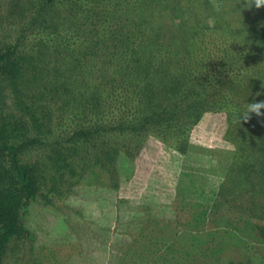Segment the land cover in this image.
<instances>
[{
    "label": "rangeland",
    "instance_id": "1",
    "mask_svg": "<svg viewBox=\"0 0 264 264\" xmlns=\"http://www.w3.org/2000/svg\"><path fill=\"white\" fill-rule=\"evenodd\" d=\"M104 2L100 0L96 3L104 4ZM6 6L7 0H0V13L4 14ZM100 11L98 16L100 20L107 12H109L107 15L114 14L106 8ZM125 14L130 15L127 12ZM116 18L108 20V35L104 42L128 34L129 39L126 41L127 44L123 42V48L127 52L133 50V54L129 56L123 53L119 74L131 79L134 74L142 73L152 75L151 77H155L158 81L167 75L164 78L166 83L175 81V84L154 89V91L161 89L168 95V98L165 95L164 101L159 106L166 110V117L172 116L173 113L177 114L178 107L187 106L192 101L202 104L199 116L192 124L182 121L180 124L169 120L162 121L170 128L178 126V133L187 138L188 149L186 152L182 151L174 144L177 141L176 134L165 138L164 134L150 130L149 124L141 123L140 117L133 120L127 118L123 122L116 123L114 118L116 114L110 111V106L106 107L108 104L106 98L101 99L100 96L98 100L105 103L106 121L109 123L103 125V130L92 132L100 124L99 119H96L97 116L90 113L89 105L77 102L76 106L80 107L79 103L84 105L88 114L82 117L79 108L73 116L71 108L68 107L73 103L61 106L64 97H60L59 106L62 112H58L62 113V118L59 122H56L58 118L55 119V128L51 131L54 136L51 135L47 141L43 136L40 139L49 144L47 148L52 144L50 142H62L68 152L73 147L82 148L80 144L82 138H90L92 133L98 142L106 138L109 140L108 148L119 153L116 161L114 160L117 173L113 176L112 172L99 169V165L92 168L87 159L82 162V167H76L77 174L73 178H70L68 173L55 172L56 177L53 181H48L35 198L30 199L22 209L19 223L23 228L20 234L10 241L1 264H148L149 257H154L155 248L156 253L163 251V243L160 239L155 245L156 237H164L166 244L173 243L174 247L181 249L184 241H191L192 235L201 236L205 231L208 235V231L217 228L221 230L224 228L227 237L233 239L224 254L225 262L222 264H231L230 259L235 261V264L239 263L237 261L246 263L244 255L258 251L260 247L257 245H261L260 242L256 243L253 237L255 231L252 225L256 222L264 223L263 220H259L260 217H264V206H262L264 195L263 198L253 197V200L262 204L249 206L248 198L257 192L250 195L246 189L243 190L244 200L239 208L241 215L232 209L233 204L235 207L239 204L238 199L230 204L232 212L230 210V214L225 215L226 210L218 204L217 198L219 184L223 180L235 148L234 142L227 137L233 138L237 135L236 126H245L250 119L256 118L255 113L248 112V106L257 103L252 100L254 98L258 102H264V87L246 96L247 99L244 100L238 97L227 99L223 92L216 94L212 91L220 84L214 81L213 73L208 76L210 79L206 82L202 79L205 71L200 69L188 78V71H183L174 65L175 57L164 62V57L154 56L149 51L137 53L135 48L141 47L136 43L142 44L144 40L149 43L154 38L150 25L160 29L161 33L155 38L163 41L165 45H171L183 44L184 38H187L185 29L192 27L195 22L201 23L196 26L215 25L216 27L225 20L231 23L230 37L233 33L240 35L249 27L245 35L248 41L245 40L241 45H250V31L264 37V6L257 8L254 0H159L155 11L146 18L148 21L145 25L146 29L126 22L121 16ZM243 20L247 21L248 26L247 23L242 22ZM94 22L91 27L95 36L93 35L90 40L93 43L91 46L99 45L95 41L99 33L96 26L100 22H97V18ZM19 24L14 23L7 31L0 28V42H17L20 37L18 50H23L25 46L28 50L30 44L27 39L32 33L31 29L21 35ZM206 41L207 43L202 45L199 58L209 59L213 54V57L219 61L218 66L228 65L230 60L228 61L225 54L214 50L215 47L222 46V40L206 38ZM132 55L134 59H131ZM195 62L192 61L190 64L194 65ZM133 64L142 66L143 70H138L136 65L137 70L131 69ZM226 69L221 77H225ZM256 74L257 80L264 81V68L261 73L257 71ZM195 77L201 80L200 84H193L194 89H197L201 95L183 100V97L190 92L187 84L190 80L194 82ZM131 83H136L135 78ZM141 83L139 80L138 90H141ZM76 84H73V87ZM139 95L137 93V96ZM139 100L140 103L145 104L149 99L146 95H141ZM232 100L234 103L236 101L240 103L241 107L236 108ZM228 101L233 105L230 110ZM175 102H178L177 106ZM170 109L174 110L170 113L168 111ZM235 109L238 112L237 116L233 115ZM261 113L259 116L263 117L264 109ZM98 117H103L102 112ZM234 117H236L235 122ZM113 124L118 127L115 129ZM180 125L187 129H181ZM80 128H84L90 134L78 138L74 131ZM62 132L67 133L61 134ZM74 138L78 139V143H74ZM34 147L39 149L41 145ZM93 150L92 143L83 144V152L88 153ZM31 153L28 151L29 155H26V158L33 161L36 154ZM112 154L113 151H110L109 156ZM109 156L103 159L101 165L111 164ZM253 181L256 179H249L248 182ZM184 201L189 203L185 205ZM196 203L200 205L196 207ZM248 216H252L251 219ZM199 219L203 220L199 222L200 224L197 223ZM230 219L232 222H229ZM234 226L249 230L250 249L245 248L242 231ZM199 227L202 228L197 230ZM261 242L264 244V240ZM210 245H206L202 251L211 254L213 246L216 245L213 243L212 247H209ZM194 258L195 260L191 259L189 264H205L197 253ZM208 258H205L204 262H208Z\"/></svg>",
    "mask_w": 264,
    "mask_h": 264
},
{
    "label": "trees",
    "instance_id": "2",
    "mask_svg": "<svg viewBox=\"0 0 264 264\" xmlns=\"http://www.w3.org/2000/svg\"><path fill=\"white\" fill-rule=\"evenodd\" d=\"M99 1L7 0L4 14L0 13L1 29L7 31L9 27L18 22L21 35L30 29L32 32L27 39L30 44L28 50L26 46L23 50H18L21 43L20 37L17 42H0V264L6 255L10 241L14 236H18L23 228L19 223L22 209L26 207L30 199L35 198L48 181H53L56 177L55 172L68 173L70 178H73L77 174L76 167H82V162L87 159L92 168L99 165V169L108 170L113 176L117 173L114 160L116 161L119 155L118 151L108 148L109 140L106 138L100 139L99 142L96 141L93 133L90 138L83 139L81 136L90 134L84 128L74 131L76 136H79L78 138H82L80 143L82 148L73 147L67 152L62 142L50 141L52 144L49 148L46 147L49 144L45 141L50 139L51 135L54 136L51 131L54 130L56 122L62 118V108L59 106L60 97H64L61 106L73 103L72 106H68L73 116L79 108H81L82 117L88 114L84 105L79 103L80 107L76 106L77 102L89 105L90 113L97 116L96 119H99L101 125L92 132L103 130V125L109 123L106 121L105 103L98 100L100 96L101 99L106 98L108 101L106 107L110 106V111L116 114L114 117L116 123L123 122L127 118L133 120L140 117L141 123L149 124L150 130L164 134L165 138L176 134L177 141L174 144L178 145L182 151L186 152L188 149L187 138L178 133V126L170 128L162 121L169 120L178 124L182 121L192 124L198 118L202 104L192 101L187 106L178 107L177 114L173 113L172 116L166 117V110L159 106L164 101L165 95L167 98L168 95L161 89L156 91L154 89L167 84H175V81L166 83L164 78L167 75L158 81L155 77H151L152 75L142 73L134 74L131 79H127L119 74L118 70L122 64L123 53L126 56L133 54V50L127 52L123 48V42L126 43L129 39L128 34L104 42L108 35L107 23L110 18L121 16L126 22L146 29L145 25L148 24L146 18L155 11L159 0H103L104 4H97L96 2ZM105 8L107 11H113L114 14L107 15L109 13L107 12L100 20V17L98 18L101 13L100 9ZM125 12L130 15H126ZM96 18L100 23L96 26L99 33L95 43L99 45L91 46L93 43L90 40L95 36L91 25L95 24ZM116 20L120 23L117 18ZM245 20L242 21L244 24L247 23ZM199 24L201 23L195 22L192 27L185 29L187 38H184L183 44L172 43L171 45H165L163 41L155 38L161 33L160 29H157L155 25H150L154 38L149 43L147 40H144L142 44L136 43L141 47L135 49L137 53L149 51L154 56L164 57V62L175 57L174 65L183 71H188V78L200 69L205 71L202 79L206 82L210 79L208 76L213 73L214 81L220 84L212 91L216 94L223 92L227 99L238 97L244 100L247 99L246 96L261 90L264 87V81L257 80L256 72L261 73L264 68V37L250 31V45H241L246 40L245 35L249 27L240 35L233 33L230 37L231 23L228 20L216 27L215 25L213 27L196 26ZM243 27L246 26L243 25ZM206 38L222 40V46L215 47L214 50L225 54L228 61L230 60L228 65L218 66L219 61L213 57V54L209 59L208 57L203 60L199 58L202 45L207 43ZM131 59H134L133 55ZM192 61H196L194 65L190 64ZM199 63L201 64L197 67ZM135 65L133 64L131 69L137 70ZM136 67L138 70H143L140 65ZM224 69H226L225 77H221ZM134 78L135 84L131 83ZM139 80L142 82L141 90H138ZM196 83H201L198 77H195L194 82L189 81L187 86L190 92L183 97V100L201 95L197 89H194L193 84ZM73 84L76 86L73 87ZM134 90L140 95L137 96ZM141 95H146L149 99L145 104L140 103ZM252 100L258 102L256 98ZM175 104L177 106L178 102ZM154 105L155 108H153ZM228 105L230 110L233 105L230 102ZM234 105L238 109L241 107L237 101ZM171 110L174 109L168 111ZM234 111L233 115L237 116L238 112L236 109ZM101 112L103 117L99 118ZM56 118L58 119L55 122ZM235 120L236 117H234V122ZM113 125L115 129L118 127ZM180 128L187 129L182 125ZM235 129L237 135L233 138L227 137L234 142L235 148L223 180L219 184L217 198L218 204L226 210L225 215H229L232 209L237 214H242L239 208L244 200L243 190L246 189L250 195L257 192L248 198L249 206L259 205L261 202L253 200V197L263 198L262 195H264V114L263 117L256 116L250 119L245 126H236ZM134 130L137 131L136 128ZM65 133L67 132L61 134ZM41 136L45 138V141L40 139ZM73 140L74 143H78V139ZM87 143H92L93 152H83V144ZM35 145H41V147L38 149L34 147ZM28 151L36 154L33 161L26 158V155H29ZM110 151H113L111 156H109ZM107 156L111 157V164L101 165ZM252 178L256 181L248 182ZM237 199L239 204L235 207L232 201ZM183 203L187 205L189 201ZM196 204V207L200 205ZM230 204H233L232 209ZM248 217L251 219L252 216ZM231 219L229 222H232ZM259 220L264 221V217H260ZM202 221L199 219L197 223L200 224L199 222ZM234 227L242 231L245 248L250 249L249 230ZM252 228L255 231L253 237L256 243L260 242L261 245L255 244L260 247L259 250L252 254L246 253L244 255L246 263L237 261L240 264H264V244L261 242L264 240V223L256 222ZM222 229L208 231V235L206 231L201 236L192 235L191 241H184L181 249L174 247L173 243L166 244L164 237H156L154 243L157 245L160 239L163 243V251L156 253L155 248L154 257H149L148 264H189L191 259L195 260L196 253L205 264H222L225 262L224 254L233 241L227 237V231ZM210 243L216 246H213L211 254H206L202 249ZM202 244L204 246L201 247ZM205 258L209 259L208 262H204ZM229 261L231 264L236 263L231 259Z\"/></svg>",
    "mask_w": 264,
    "mask_h": 264
},
{
    "label": "clouds",
    "instance_id": "3",
    "mask_svg": "<svg viewBox=\"0 0 264 264\" xmlns=\"http://www.w3.org/2000/svg\"><path fill=\"white\" fill-rule=\"evenodd\" d=\"M255 6L260 8L264 6V0H254ZM264 109V102L252 103L248 106L249 113H255L257 116L261 115V110ZM247 118V115L245 116Z\"/></svg>",
    "mask_w": 264,
    "mask_h": 264
}]
</instances>
